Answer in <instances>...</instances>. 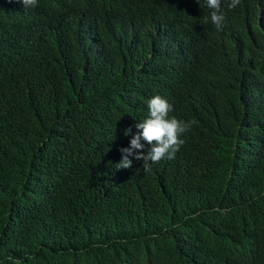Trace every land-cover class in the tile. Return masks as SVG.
<instances>
[{
    "label": "trees",
    "instance_id": "16d2710c",
    "mask_svg": "<svg viewBox=\"0 0 264 264\" xmlns=\"http://www.w3.org/2000/svg\"><path fill=\"white\" fill-rule=\"evenodd\" d=\"M0 264H264V0H0Z\"/></svg>",
    "mask_w": 264,
    "mask_h": 264
}]
</instances>
